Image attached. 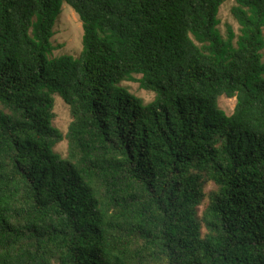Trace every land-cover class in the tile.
<instances>
[{"label": "trees", "instance_id": "16d2710c", "mask_svg": "<svg viewBox=\"0 0 264 264\" xmlns=\"http://www.w3.org/2000/svg\"><path fill=\"white\" fill-rule=\"evenodd\" d=\"M227 1L0 0V264H264V0Z\"/></svg>", "mask_w": 264, "mask_h": 264}, {"label": "rangeland", "instance_id": "374dc122", "mask_svg": "<svg viewBox=\"0 0 264 264\" xmlns=\"http://www.w3.org/2000/svg\"><path fill=\"white\" fill-rule=\"evenodd\" d=\"M236 3L237 2L235 0H228L220 7L218 17L221 23L219 25V28L224 36H226L228 25H232L234 30L236 32H239V24L232 14V7L235 6ZM55 32L56 33L53 36L52 41L56 46V49L53 54L55 56H59L62 54H71L76 57L79 56L80 52L83 49V25L79 14L67 2H64L62 5V12L57 19ZM136 77H140V75H137ZM123 85L127 86L135 95L142 97L146 103L153 100L155 96L154 92L142 89L139 85V82L124 81ZM55 99L56 100L54 107L57 117L54 120V124L63 132H67L68 126L72 120L70 109L61 96L56 95ZM236 103V98L222 96L219 99V106L227 115H230L232 112H234ZM67 147V141H63L56 146L55 150L63 156H66L68 149ZM203 190L206 197L204 203L202 204V206H200L201 213L208 205V196L212 191L216 190V186L212 182H206L204 184Z\"/></svg>", "mask_w": 264, "mask_h": 264}]
</instances>
